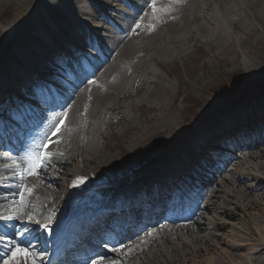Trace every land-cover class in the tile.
I'll return each mask as SVG.
<instances>
[{
    "label": "bare ground",
    "instance_id": "1",
    "mask_svg": "<svg viewBox=\"0 0 264 264\" xmlns=\"http://www.w3.org/2000/svg\"><path fill=\"white\" fill-rule=\"evenodd\" d=\"M31 1L32 0H0V8H12L13 10L10 17L5 21L3 20L5 25L0 29V52H2L6 46L12 45L18 41L17 36L20 33V29L15 26L26 15ZM57 1L61 2L62 0ZM67 1L70 4V6H67V10L71 11L76 0ZM238 1L242 4V9L238 6L235 7L231 5L228 3V0H206V7L208 5H213V9L210 10L208 15L210 22L208 25H205L204 35L202 37L197 35L200 33V25L195 27V24L186 21V18L184 29L174 30L168 25L161 29L158 36L155 38H153L154 36L150 38L139 37V40H135V45H137L136 51H141L143 54H151V57L155 59L157 53L158 61L161 62L162 57L168 58L169 60H175L177 58L183 59L188 50L187 45L189 40L194 44L202 42L212 45L214 42L218 41V43L221 42V46L218 47L219 52L232 54L233 58H236L237 55L233 52L234 47L240 44L246 45V38L252 37L254 30L250 25L241 24L244 30L238 35L233 34L232 31L236 30L233 22L241 18V12L245 17L253 15L257 18L256 21H260L264 27V0ZM151 2L159 1L151 0ZM39 10L48 13L51 9L47 4L40 1ZM67 13L68 12L65 11H57V15L51 21L56 24L60 33L73 37L74 33L70 28L71 26L68 24ZM176 15H181V13ZM42 18L44 19V17ZM44 21L45 20L42 19L39 20L37 25L38 28L50 32L49 28L44 24ZM227 30L230 31V34L229 32L227 34ZM137 33L140 32L138 31ZM52 35L55 36L54 33ZM161 40H166V42L172 46V50L168 51L165 49ZM251 42L253 46L258 47V50H250V53L252 55H261L260 50L262 51V42L258 38L251 40ZM26 43L34 45L31 38L26 40ZM81 46L82 44L79 42L74 43L73 49H76V51L82 50L83 47ZM162 47L164 48L163 51L161 49ZM130 55L133 56V53H130ZM119 58L120 56L118 59ZM108 72L110 71L107 70L103 75L100 73L98 78L99 85L101 88L103 87V89L107 86L111 89L119 82L117 78L112 79V84L109 85V77L106 75ZM146 72L148 75L155 76L150 69H147ZM9 84H11V81ZM150 87H158V84H154ZM147 94H150L151 97L154 96L151 88L148 89ZM251 104L254 105L238 109L239 112L236 115L231 114L230 116V114H228V117L230 116V121L234 117L238 118L244 115V117H246L244 123H251L252 120L257 118L258 114L262 113L260 109H263L264 102L259 101ZM164 106L168 113H171L170 108L166 104H164ZM251 109H253V111H251ZM95 111L96 110H93V112ZM233 113H236V111H233ZM238 122H240V120H238ZM220 124L221 119L219 118L214 126L219 127ZM231 124L232 123H230V125ZM174 128L175 127L170 128L171 130L168 134V138L172 135ZM157 133L163 135L167 134V131L162 129L161 131H157ZM137 140L141 141V136H138ZM162 141L163 144H165V139ZM140 149L141 148L138 149L139 153L141 151ZM72 153L73 148L69 145V147L64 150L63 158L60 159L65 161L66 168H70L67 170L55 163L53 166L54 172L51 175L52 177H50V179H52L54 176L61 173V176H63L62 180L65 184V190H62L58 196H56L57 193L54 191L50 194L49 190H44L43 192L37 190V192H32L36 191L33 189L31 191V197L35 202H38L39 205L45 201V197H47L49 201L44 202L42 205L43 207L45 205H49L50 207L60 205L72 194V192L67 189L69 180L76 178V185L81 184L78 178L82 180L84 177L91 178L90 176L95 172L98 166L101 169L108 168L109 171H105L106 173L104 174L111 171L120 173L123 169L128 168L134 171L136 175L141 174V176H143V171H136L139 167H134L133 163L120 166L118 162L112 161L108 165L107 160L98 153V150H91L90 152L85 150L83 155L80 154V156L76 155L75 157H73ZM252 158H255V160L253 163H250ZM72 160L74 161L72 162ZM1 161L5 163L4 168L10 173L16 169V165L7 164L5 160ZM142 161H145V159L142 158ZM242 163H246L244 167L251 168V174L246 175L247 177L245 176L244 179L239 181L243 194L241 190L238 189V186L234 188L236 181L231 174L228 178H222L221 183L224 185V188L214 192L211 196L213 197L211 200H218V204L216 205L217 209L214 208L215 201H210L209 205H206L205 214L210 216L206 222H215L214 226L216 225V228H214V230H206L203 224L200 223V219H196L192 226L185 227L179 232L174 231L173 233H168L162 231L158 236H153L149 242L138 241L140 247L135 248L134 255L126 256L125 258L130 260L132 264H264V197L263 193H253L258 187L264 188V174H262V171L264 173V149H257L249 153L247 157L242 158L237 165H241ZM141 165L145 166L143 169L145 172L151 169V163L144 162ZM126 176L127 173H124L121 177ZM139 179L141 178H138V180ZM245 182H249L250 185H245ZM116 183L118 185L123 184L124 180L118 179ZM226 185H228V187H225ZM230 194L231 198L236 201L233 204V208L229 207V203H227L228 201L226 200V197H229ZM41 195H43V198H41ZM251 209L255 210L253 211L254 214L249 213ZM237 220H242L241 224L240 222L236 223ZM203 231H205V233ZM167 236H170V238L168 239Z\"/></svg>",
    "mask_w": 264,
    "mask_h": 264
},
{
    "label": "rangeland",
    "instance_id": "2",
    "mask_svg": "<svg viewBox=\"0 0 264 264\" xmlns=\"http://www.w3.org/2000/svg\"><path fill=\"white\" fill-rule=\"evenodd\" d=\"M10 13V11H9ZM4 14V9H0V16ZM248 47V45H246ZM248 50H251V46L247 48ZM255 50V49H253ZM203 55V51H200L197 54L198 59L195 61V59H190L186 61L187 63L184 64L182 67L176 69L174 72L172 71V67L169 69L172 71L168 73V75H165V79H163V84H168V88H171V95L170 98L174 99V104L176 103V107L179 108L181 111L184 110L183 112H178L179 115H182L181 119L183 120L185 126H192L194 123H191L188 121V118L185 116L188 114H191V108H192V103H196L197 109L199 107V102L198 100L200 99V109L201 110L204 108V106L207 104H210L212 99L215 100L214 105L218 106L221 104L217 98L221 99V96L218 94L221 93H227V92H232L233 88L230 87L229 83L224 84L219 83L222 78L227 75L228 71H230V68H225L226 62L231 60L229 57L225 59V61L221 64L220 61H214L211 66H207V72L202 73L200 75V70L199 65L201 61V57ZM262 66V64L260 65ZM210 67V69H208ZM263 67V66H262ZM154 71L157 74H160L159 70L157 68H154ZM203 72V71H202ZM217 78L215 79V77ZM230 76V75H229ZM228 76V77H229ZM162 77V76H161ZM163 78V77H162ZM252 78L250 77V82L248 85V89H251V85L254 84L255 81H251ZM251 83V84H250ZM201 85H205V88H202ZM141 87L138 86L135 90H130L131 91V96L123 101H125L124 105L126 104H131V113L136 119V123L138 126H145L144 122L147 121L145 120L146 118L150 117L152 113L148 109L147 103L143 102L144 98L140 95L142 92ZM244 93H240L237 95L238 98H243ZM229 96L230 98L236 99V96L233 97V94L231 95H226ZM225 97V96H224ZM223 97V98H224ZM237 98V99H238ZM206 99V100H205ZM176 108H174L171 112L176 113ZM116 111V108L114 107L111 111L109 110L110 116L114 117L116 114L114 112ZM178 111V110H177ZM182 113V114H181ZM174 115V114H173ZM173 115L168 116L165 118V120H171L173 118ZM178 115H176L174 118H176ZM155 119H151L153 121ZM164 121V119H162ZM162 120H155V124L158 122H161ZM170 122V121H169ZM182 128V127H181ZM180 128V129H181ZM110 134L114 135L116 133L115 131H109ZM112 135H105L102 136V143L107 146V148L110 147V144L114 143L112 141L114 137ZM110 136L111 139H110ZM111 140L110 142L106 141ZM151 140V141H150ZM123 142V139H122ZM154 141L152 139L145 140L143 142L144 145H147L149 143H153ZM124 144V143H123ZM124 146H128V144H124ZM105 159H108V161H113V160H120L121 157L118 154H115V152H108V151H101L100 153ZM100 175V174H99ZM229 203V207H231L236 201L228 197L226 199ZM232 202V203H231ZM226 204V203H225ZM232 204V205H230ZM233 208V206L231 207ZM255 211L254 209H251L249 213L254 214ZM257 213V212H256ZM242 221V220H241Z\"/></svg>",
    "mask_w": 264,
    "mask_h": 264
},
{
    "label": "snow or ice",
    "instance_id": "3",
    "mask_svg": "<svg viewBox=\"0 0 264 264\" xmlns=\"http://www.w3.org/2000/svg\"><path fill=\"white\" fill-rule=\"evenodd\" d=\"M139 27V25H137ZM64 121H60V126H57L55 132H53V137L56 136L59 131L60 127L63 125ZM51 139V138H49ZM44 149H47L49 147V144L42 145ZM47 160L46 153H37L36 155L29 158L27 161H25V164L27 165V168L25 171L29 176H38L40 170L45 166V162ZM20 178L22 179L23 176L21 175ZM79 183H83L84 181L82 179H79ZM75 186V185H74ZM29 194H31V189L27 190ZM21 215L20 210L18 209L15 213H11L8 216L0 215V220L10 221V220H17L19 219ZM32 217L29 216L27 221L25 222H31ZM5 227H8L10 229H14L16 225H8L6 224ZM44 227V226H42ZM45 230H47L45 228ZM28 233L31 234V230H28ZM14 238V237H13ZM30 245V241H27ZM7 244H12V240L6 241V250L11 253V260H5V264H37V256L38 254L32 250L31 247L27 249L20 248L19 245L13 244L11 248H7ZM109 251H118V249L110 248ZM107 258L103 255H98L96 259H93L91 261V264H103L104 261H106ZM110 264H117V261H111Z\"/></svg>",
    "mask_w": 264,
    "mask_h": 264
}]
</instances>
